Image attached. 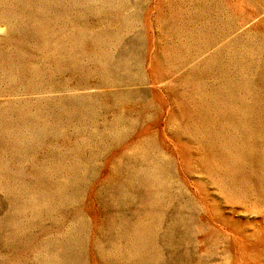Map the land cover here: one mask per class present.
Masks as SVG:
<instances>
[{
  "label": "rangeland",
  "instance_id": "rangeland-1",
  "mask_svg": "<svg viewBox=\"0 0 264 264\" xmlns=\"http://www.w3.org/2000/svg\"><path fill=\"white\" fill-rule=\"evenodd\" d=\"M263 253L264 0H0V264Z\"/></svg>",
  "mask_w": 264,
  "mask_h": 264
},
{
  "label": "bare ground",
  "instance_id": "bare-ground-1",
  "mask_svg": "<svg viewBox=\"0 0 264 264\" xmlns=\"http://www.w3.org/2000/svg\"><path fill=\"white\" fill-rule=\"evenodd\" d=\"M249 44H250V43H249ZM238 243H239V242H238ZM242 244H243V243H242ZM234 247H235V246H234ZM238 248H240V247L238 246ZM235 249H236V248H235ZM250 249H251V248H250ZM232 251H233V250H232ZM235 251H236V250H235ZM246 251H247V250H246ZM246 251H245V252H246ZM257 251H258V250H257ZM238 252H239V250L236 251V254H238ZM245 252H244V253H245ZM254 252H255V251H254ZM254 252H253V253H254ZM262 252H263V251H262ZM233 253H234V252H232V254H233ZM242 253H243V251H242ZM247 253H248V252H247ZM255 253H256V252H255ZM263 254H264V253H263ZM238 255H241V256H242V254H238ZM243 255H244V254H243ZM254 255H255V254H254ZM244 257H245V255H244ZM246 257H247V256H246ZM249 257H250V256H249ZM251 257H252V256H251ZM234 258H235V257H234ZM234 258H233V259H234ZM238 258H239V256H238ZM238 258H237V260L240 259V258H239V259H238ZM241 258H242V257H241ZM247 258H248V257H247ZM255 258H256V257H255ZM242 260H243V262L245 261L243 258H242ZM251 260H253V259H251ZM246 261H247V260H246ZM246 261H245V263H246ZM233 262H234V261H233ZM260 262H261V261H260ZM262 262H263V260H262ZM238 263H239V262H238Z\"/></svg>",
  "mask_w": 264,
  "mask_h": 264
}]
</instances>
